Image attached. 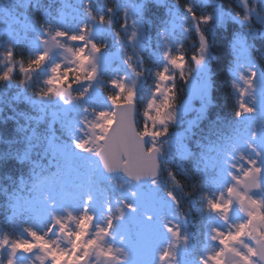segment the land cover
<instances>
[{"label": "rangeland", "instance_id": "374dc122", "mask_svg": "<svg viewBox=\"0 0 264 264\" xmlns=\"http://www.w3.org/2000/svg\"><path fill=\"white\" fill-rule=\"evenodd\" d=\"M22 0H3L4 5L9 9L12 14L10 17L5 18L0 15V61H4L3 53L7 50V45L10 43L17 42L20 36L23 34L21 28L25 26L26 21L19 19V13L15 9V5L19 4ZM145 0H122L120 8L123 6L127 8L128 12V22L129 28L127 30L122 29V36L120 37V43L117 44L116 50H109L108 54H105L100 59V76L102 78H97L92 84V90L87 95L85 99L82 100H71L68 103L64 101L68 99L65 95L63 98L48 95H39L45 91L49 86L44 83V80H38L42 69L44 66H48L50 69L54 63H60L63 67H71L68 61L71 57L64 52L63 49L56 47L49 54V58L45 63L37 70L32 72H22V76H26V84L23 86L25 91L26 87L35 85L38 95L35 97V102L38 104V113L30 117V115H24L26 121L34 120L35 122L40 121L43 127L35 125L26 126L27 132L25 136H30L35 131V136L33 143L38 145L33 147V152L40 159L46 158L47 166L45 169H41L37 172L35 179L37 182L41 183L39 185L33 196L28 199H24L18 196L22 201H28L35 206V211L29 209L31 213L35 214V218L40 221L37 229L38 232H44L47 230L48 225L51 223L52 216L66 218L69 214L78 216L83 207V200L85 196H91L92 202L88 205V212L95 214L96 220L93 222L91 229L88 232V239H91L92 234L96 231L97 225H103L105 220V213H110L112 210H117L121 208L124 211L123 219L115 220V230L112 229L111 235L105 238L104 245H111L113 249L120 248L126 253V257L122 253H116L117 256L121 258L122 264H161L159 261L158 254L168 247L171 251L175 253V260H169L164 262V264H193L194 258L190 252L192 248L191 237L186 233L185 229L182 230L180 221L185 220L183 214L178 210L179 205L174 203L172 200L168 199L165 195L164 188L168 186L170 190L175 194L176 200L178 195L179 187L172 177L167 174L166 177H159L155 179L157 184L154 186L152 182L148 183L145 188H140L135 183L129 181L125 177L120 180L121 177H112L108 182L112 188H115L117 192L123 193L125 196L133 200L132 204L135 205V211H129L120 205L121 200L118 198V194L108 197L107 189L110 193H115L108 183L101 185L95 179L94 172L96 169L97 156L95 151L89 153H82L76 150L74 142L81 141L84 139H95L98 132H94L89 125L96 121V111L102 109L111 110V106L106 101L105 95L101 89V85H105L106 79L104 78L105 71L117 60H119L123 65V59L126 55L131 56L132 59L129 61L133 66L136 65L139 58V50H144L146 40L148 39V34L146 33L145 26L140 24L136 13L140 11L142 2ZM243 8V15L246 14V7L244 0H238ZM83 2V0H80ZM123 4V5H122ZM248 6L257 7V0H246ZM70 13H77L76 10L69 11ZM171 17L168 21V29L163 32L161 37V42L165 45V52H169L173 55L175 47L174 35L182 33L186 35L189 30V22L185 20L180 14L176 12V8L171 9ZM257 16H264V4L257 8L256 15L250 22H243L241 19L235 18L242 25L245 26V34L237 36L234 43V51L236 52V84L239 88H244L245 85L240 78L242 73L245 77L248 76V69H254L257 73L253 83L254 88L249 89V95L243 97V102L254 107L256 112L250 115H244L242 118L245 120H252L253 117L257 119L253 123L252 129L255 128L257 136L252 139L249 133L248 138H243L239 136L240 149L236 155L229 154L221 159L223 160L220 166L224 174V186L223 190L219 193H223L225 198H227V193L225 189L234 185L235 181L232 176L239 177L241 171H238L232 165H242L243 168H247V164L244 160L240 159V154L242 153L245 157L249 159L258 160V165L264 168V130L262 125H260V118L264 114V85L261 82V73L259 75L256 62L254 60L253 54L250 51L251 37L253 33H261L264 35V23L259 22L256 18ZM232 18V16H231ZM254 19L257 22V26L254 25ZM93 26V36H98L102 34L107 28H102L94 22L90 21ZM32 24H30L31 26ZM187 29V31H185ZM135 30L137 33L136 38L129 42L128 36L131 32ZM4 35L6 37L4 38ZM41 35V33L39 34ZM36 47L38 53L43 51V46L40 44L39 40L36 38ZM67 43V41H64ZM131 54V55H130ZM199 54V53H198ZM211 55L209 47L205 55V59L199 65L195 63L192 59V73L189 80L184 84L186 94L183 101L172 108H161V104L155 100H150L148 103V110L156 111L154 117H150L148 114L146 117L147 121H150L151 127L150 133L153 134V143L157 145L159 149L164 153L163 160L169 161L173 154L177 153L184 156L188 153L187 144L183 142L185 132L190 130L191 127L200 120L202 114L204 113L206 106L210 102V92H211V74L209 73L208 58ZM138 56V57H136ZM184 58V57H183ZM168 63V61H167ZM5 65L7 69L9 64L7 61L0 63ZM167 69L166 76L173 78V75L177 74L182 78L190 66L187 65L184 58V64L182 68H176L171 64L165 65ZM14 71L19 69V66L15 64ZM125 67H127L125 65ZM5 69V70H6ZM21 72V71H20ZM121 76L125 77L123 83L127 87H132L135 90L136 98L141 92V87L143 85L144 77L136 76L132 71L129 70L128 73H115V78L119 79ZM114 77V76H113ZM112 77V78H113ZM260 77V78H259ZM172 79L161 80V85L158 86L159 89L156 92L155 98L165 97L166 100L172 99L170 94L168 95V86ZM79 87H74L71 92L74 95L79 91ZM23 91V92H24ZM239 93V92H238ZM253 97L255 99H253ZM135 98V101H136ZM95 104L97 105L95 107ZM98 107V109H97ZM151 113V112H150ZM169 115L171 119H168ZM46 123V125L44 124ZM171 124H182L184 126L183 130L176 131L173 137H162L161 134L156 130V127H162L163 125ZM28 125V124H27ZM252 131V130H251ZM251 143L255 145L256 149L261 153L259 157L256 156L255 152L249 149L248 144ZM48 159V160H47ZM211 160L206 159L205 164H209ZM211 164V163H210ZM231 173V175H229ZM260 186L263 185L264 188V171L260 173L259 178ZM239 191L244 192L240 186L236 185ZM164 187V188H163ZM174 187V188H173ZM173 188V189H172ZM163 191V192H161ZM135 193L133 196L131 193ZM218 194V195H219ZM249 195L254 199L264 200V195L262 189L255 192H250ZM128 199V198H127ZM223 203V201H221ZM110 204L111 211H104V205ZM117 214V213H116ZM151 215L152 220H145V215ZM246 216L243 212L239 210V206L233 202V206L227 215V219H221L219 215V222L215 226L216 229L221 232L227 233L232 230V228L244 221ZM171 222V225L179 226L180 237L187 238L186 243L182 239L174 238L170 233L165 231L163 225ZM68 227L72 232L76 231V225L72 221H68ZM182 231V234H181ZM211 235H214L211 232ZM28 238V237H27ZM49 240H56L61 248L67 249L70 243L67 244L62 235L58 234L56 228H53L48 235ZM71 239V237H70ZM71 241V240H70ZM172 243V245L170 244ZM252 241L247 237L243 238V244H234L233 247L237 248L239 251L244 252V244L252 245ZM173 244L175 247L173 248ZM206 254H214L217 250L221 248L218 240H212L209 244ZM172 249H171V247ZM7 250L5 249V253ZM43 253L40 249H34L31 254L27 257L23 254H18L16 257L17 264H40V261L36 259L37 256H41ZM6 255L2 258L0 256V264H3ZM206 258V257H205ZM200 259V258H197ZM236 258L228 259L225 255V264H233ZM43 264H51V261L45 260ZM88 264H106L103 257L97 259L96 255L93 254L89 257ZM107 264H117L116 261H107Z\"/></svg>", "mask_w": 264, "mask_h": 264}, {"label": "trees", "instance_id": "16d2710c", "mask_svg": "<svg viewBox=\"0 0 264 264\" xmlns=\"http://www.w3.org/2000/svg\"><path fill=\"white\" fill-rule=\"evenodd\" d=\"M121 1L92 0V4L97 12H103L106 5L115 3L117 7L112 16L114 25H118L119 13L123 9V6L120 8ZM22 2L23 0L16 4L15 9L18 12L21 11L18 14L19 19L26 22L25 26L21 28L23 34L17 39V42L12 43L18 66L20 62L27 64L28 60L38 53L35 39L40 34V30L29 17L30 12H34L38 23L42 22L46 26H50V31H55L58 27L72 30L78 23L89 22L88 17L81 10L83 2L80 0H31L28 8L20 7ZM2 3H4L3 0H0V4ZM142 3L141 11L136 13V17L140 24L145 26L148 39L145 41L144 50H139L140 60L134 67L136 71H142V77H144L141 92L136 98L139 110L138 130L144 133L150 132L149 130L152 128L150 121L145 120L147 115L150 114L152 118L156 113L153 108V111L148 110L150 100L160 103L161 108L173 109L176 105L178 106L186 94L184 84L192 73V57L199 55L197 49L200 46V41L196 27L198 22H194L188 16L184 11V5H193L197 15L210 14L212 16L209 23H199V29L205 35L211 53L208 58L212 85L210 102L200 117L201 119L185 132L182 140L187 144L188 153L184 156L175 153L169 161H163L162 166V178L172 172L178 181L179 187L175 186L179 191L177 204L180 208L178 210L185 217V220L181 219L180 224L183 225L182 228L186 233L200 245L204 241L207 230L217 225L220 215L206 207V197L214 200L224 189V174L219 169L223 161L221 158L229 154L236 155L239 152V136L241 135L244 139L248 138L252 130V121L253 123L257 121L254 117L252 120L234 117L237 108L236 102L240 98L237 87L233 86H237L235 75L237 55L234 51V43L237 36L245 34L246 26L235 18L237 14L243 16V8L238 0H145ZM172 8H176V12L190 24L186 35L179 32L174 35L173 55L184 57L190 67L182 75V78L177 74L173 75L167 89V91L171 89V93L168 91V95L170 94V97L173 96V98L168 101L165 97L155 98V94L158 92V86L161 85V80L157 78L156 73L163 71L165 65L168 64L164 58L165 45L161 42V37L162 33L168 29ZM72 10H76L77 13H70L69 11ZM61 14L64 15L63 22ZM253 22L257 26L255 19ZM30 24L32 25L30 26ZM120 33L122 36V29H120ZM102 34L107 37L109 50H116L117 43L114 42L115 37L112 32L105 30ZM5 37L6 35H4ZM250 41V51L253 54L259 75L261 73V82L264 85V35L255 34ZM5 69V65L0 64V72ZM48 70V66H44L36 82L39 79L44 80L49 75ZM116 72L128 73L129 69L117 60L105 71L106 81L115 77ZM26 80V76H22V72L17 69L13 72L10 82H0V127L4 128V132H0V135H4L3 138L8 140V143L0 144V151L23 150L27 143L26 126L43 127L40 125V121L35 122L31 119L27 122L25 119L24 115H30L32 118L38 113V104L35 102L38 91L35 85L26 87L24 91L23 86L27 85ZM101 89L105 95L114 94L116 91L108 84L101 85ZM259 116H261L260 125L264 130V114ZM44 124L46 125V123ZM183 129L182 124L156 127L159 134L166 133L161 135L162 137H173L176 131ZM207 158L211 160L209 164H205ZM45 166H47L46 158L40 159L36 151H32L31 162L0 168V237L7 234L13 238H27L22 226L27 225L37 229L41 225L40 221L35 218L36 215L30 210L15 214L12 207L14 201L9 197L21 196L28 199L33 196L36 188L42 185L37 182L35 176L39 170L45 169ZM110 187L112 188V186ZM168 190L170 188L166 186L164 191ZM115 193L112 194L107 189L108 197L111 198ZM117 196L124 197L120 193ZM124 201L130 203L127 199Z\"/></svg>", "mask_w": 264, "mask_h": 264}, {"label": "snow or ice", "instance_id": "6c2138e0", "mask_svg": "<svg viewBox=\"0 0 264 264\" xmlns=\"http://www.w3.org/2000/svg\"><path fill=\"white\" fill-rule=\"evenodd\" d=\"M246 14L242 17L237 14L236 18L241 19L243 22H250L256 15L257 8L264 4V0H257V7H251L246 4ZM31 0H23L19 5L23 8H28ZM117 5L115 3L105 6L103 12H97L94 9L92 0H83L82 11L88 17V20L94 22L102 28L110 30L115 37L114 42L120 43V29L127 30L129 28L128 12L127 8H124L119 13L118 25H114L113 12L116 11ZM141 11V8H140ZM184 11L194 22H198L197 35L199 37L200 46L197 49L199 55H194L192 59L197 65L201 64L205 59V55L208 50L207 39L205 35L199 29V23L207 24L211 21L212 16L197 15L194 10V6L191 4L184 5ZM0 15L5 18L10 17L12 14L9 9L0 5ZM29 17L36 27L40 30L41 35L37 36L40 44L43 46V51L37 53L34 57L30 58L27 64L23 62L19 63V70L21 72H32L39 69L45 61L49 58L51 51L59 47L64 50L71 60L68 63L71 67H63L60 63H54L49 69L50 75L44 81L49 87L40 93L39 95L48 96L54 95L63 98L65 95L68 99L65 103L71 100H82L92 90V84L100 76V59L103 55L109 52V43L107 37L104 34L93 36V26L90 23H78L72 30L66 28H56L55 31H50V26H46L42 22H37L34 12L29 13ZM259 22L264 23V16L256 17ZM63 22L64 15L61 14ZM187 31V29H185ZM137 36L135 30L128 36V41H133ZM255 33H253V37ZM64 41H67L65 43ZM4 61H7L9 67L0 72V82L12 80L14 65L17 63L15 49L12 44L7 45V50L2 54ZM164 58L169 64L176 68H182L184 64V58L180 55H172L169 52L164 53ZM132 59L131 56L126 55L123 59V63L132 71L136 76H141L142 71H136L135 67L129 63ZM4 61H0L3 63ZM167 69L158 71L156 76L159 80L172 79L170 76H166ZM248 76L245 77L242 73L240 78L243 81L245 87H237L240 98L237 100V108L234 112V117L240 119L244 115L254 114L256 109L243 102V97L249 95L248 90L254 88V79L257 75L254 69H248ZM125 77L121 76L119 79L113 77L106 81V83L115 89L114 94L107 95L105 97L108 104L111 106V110L102 109L96 111V121L89 125V127L99 134L95 136L94 141L90 139H84L74 142L76 150L82 153H89L95 151L104 164V168L111 172L117 168H121L124 173L130 178L139 180L143 176L155 177L157 175L156 159L155 156H149L142 152L140 145L137 142H133L131 139L125 142L119 132H114L109 136V132L112 131L113 126L117 124V119L121 123L129 119L127 112L121 111L118 115L117 109H123L127 105H133L135 103V90L132 87H127L123 81ZM74 87H79L74 95L71 90ZM171 93V89L168 90ZM253 99H255L253 97ZM171 103V102H168ZM168 119H171L169 115ZM0 132H4V128L0 127ZM166 133H161L164 135ZM35 131L32 135L27 137V143L23 150L17 152L0 151V168L7 166L25 164L31 162L33 147L38 146L33 143ZM252 139H255L257 132L255 128L250 132ZM4 135H0V144L8 143L7 139L3 138ZM249 149L255 152L259 157L261 153L256 149L255 145L249 143ZM156 149H148V152H152ZM123 153L127 160L122 164L120 161V155ZM240 159L244 160L247 164V168H243L242 165H232L238 171H241L239 177L232 176L235 181L234 185H230L225 189L227 198L223 193L217 195L216 199L207 198L206 207L214 213H218L221 219H227V215L230 212L233 202L239 206V210L243 212L246 219L236 224L232 230L227 233L213 228L214 235L211 236L212 240H218L221 248L214 254H206V258H200V264H225L226 253H231L237 259L233 264H264V200L252 198L248 192L252 189H260L259 175L264 168L258 165V160L249 159L242 153ZM169 176L173 181L178 184L174 173L169 172ZM231 175V173L229 174ZM153 185L157 184L155 179L152 180ZM243 187L244 192L239 191L238 187ZM133 196L135 193H131ZM168 199L174 203H178L176 196L173 192L167 191L165 193ZM14 203L12 207L15 214H21L26 210L35 211V206L28 201H22L19 197H9ZM223 201V203H221ZM92 202L91 196H85L83 200V207L78 216L69 214L66 218L52 216L51 223L48 225L47 230L44 232H38L34 228H30L27 225L22 226L23 231L27 234L28 238L18 237L13 238L7 234L0 237V256H5L3 264H17L16 257L18 254H23L27 257L33 252L34 249L39 248L43 253L41 256H37L36 259L40 261V264L47 259L51 261V264H88L89 257L93 254L97 259L103 257L106 264L107 261H116L117 264H122L121 258L116 253H122L126 257L123 249H113L111 245L105 246L104 240L111 235L114 228L115 220L123 219L124 211L121 208H117L116 215H109L105 217L103 225H97L96 231L92 234L91 239H88V232L92 227L93 222L96 220L95 214L88 212V205ZM124 208L129 211H135V205L121 201ZM104 211L110 212L111 205H104ZM145 220L151 221V215H145ZM68 221H72L76 225V231L72 232L68 227ZM165 231L170 233L174 238L182 239L185 243L187 241L186 236L180 237L179 226L171 225V222L163 225ZM53 228H56L59 235H63L66 238L71 237L70 246L65 249L61 248L56 240H49L48 235ZM247 237L253 243L252 245L244 244L245 251L241 252L237 248L233 247L234 244H243V238ZM175 247V244L172 246ZM5 249L7 252L5 253ZM161 264L169 260H175V253L168 247H165L162 252L158 254ZM23 264V261H21ZM31 264V261H28Z\"/></svg>", "mask_w": 264, "mask_h": 264}, {"label": "water", "instance_id": "95a60500", "mask_svg": "<svg viewBox=\"0 0 264 264\" xmlns=\"http://www.w3.org/2000/svg\"><path fill=\"white\" fill-rule=\"evenodd\" d=\"M121 111L127 112L129 114V119L127 121L121 123V121L118 118L117 124L113 126L112 131H110L108 135L111 136L114 132H119L122 136V139L125 142H127V140L131 139L133 142H137L140 145L142 152L146 153L149 156V158L151 156H155L157 175L155 177L143 176L139 180H136V179H133V178H130L129 176H127L121 168H117V169L109 172L104 168L103 161L99 157H98L97 164H96L97 169H96L95 175L97 176V178L100 181H102V180L109 179V177H111L112 174L120 173L122 175L124 174L127 178L131 179L137 185L145 186V184L147 182L152 181L153 179H155L161 175V173H160L161 172L160 159L162 158L163 153L157 147L152 148V149H156V150H154L150 153L148 152L147 144H148L149 140L151 139V134H149V133L143 134L140 131H138V129H137V120H136L137 113H138L137 104L134 103L133 105L125 106L123 109H117L118 115ZM126 160H127V157L123 153H121V155H120L121 163L123 164L124 161H126ZM65 239L67 242H69L66 237H65Z\"/></svg>", "mask_w": 264, "mask_h": 264}, {"label": "flooded vegetation", "instance_id": "af4514ba", "mask_svg": "<svg viewBox=\"0 0 264 264\" xmlns=\"http://www.w3.org/2000/svg\"><path fill=\"white\" fill-rule=\"evenodd\" d=\"M257 264H259V261H257Z\"/></svg>", "mask_w": 264, "mask_h": 264}]
</instances>
